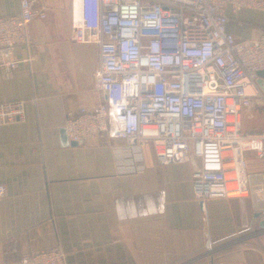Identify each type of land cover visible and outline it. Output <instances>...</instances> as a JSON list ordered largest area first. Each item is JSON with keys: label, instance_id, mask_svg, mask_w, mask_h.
<instances>
[{"label": "crops", "instance_id": "crops-1", "mask_svg": "<svg viewBox=\"0 0 264 264\" xmlns=\"http://www.w3.org/2000/svg\"><path fill=\"white\" fill-rule=\"evenodd\" d=\"M35 1L47 18L30 26L17 47L22 63L12 79L0 74V104L26 103L24 123L0 127V183L7 188L0 202V264H21L26 254L45 249H61L67 264H264V233L257 234L264 216L254 218L264 205L252 197L197 201L199 159L161 167L145 147L136 163L144 169L121 173L111 147L63 145L67 114L103 101L92 89L99 47L71 42V0ZM20 3L0 0V18L19 15ZM226 13L235 38L264 35V12ZM257 84L264 96L259 74ZM247 172L251 183L261 182L264 163Z\"/></svg>", "mask_w": 264, "mask_h": 264}, {"label": "built area", "instance_id": "built-area-1", "mask_svg": "<svg viewBox=\"0 0 264 264\" xmlns=\"http://www.w3.org/2000/svg\"><path fill=\"white\" fill-rule=\"evenodd\" d=\"M20 7L19 15L0 18L3 81L21 64L15 51L27 41L30 26L47 18L38 1L21 0ZM71 7V42L99 47L92 89L103 101L67 114L69 143L111 147L121 173L144 169L136 163L143 161L145 147L153 148L161 167L197 158V201L252 197L264 205V173L261 182L251 183L244 156L253 151L264 163V132L244 136L241 122L264 97L257 84L264 72V35L235 38L226 13L264 12V0H71ZM25 120L24 101L0 104V127ZM115 141L126 148L112 146ZM6 197L0 183V202ZM225 250L208 255L213 259ZM21 264H67V255L39 250Z\"/></svg>", "mask_w": 264, "mask_h": 264}, {"label": "rangeland", "instance_id": "rangeland-1", "mask_svg": "<svg viewBox=\"0 0 264 264\" xmlns=\"http://www.w3.org/2000/svg\"><path fill=\"white\" fill-rule=\"evenodd\" d=\"M259 101L261 102L260 104L258 103L259 106L257 105L258 108L256 109V112H252L255 108L254 107L251 112H244L241 117L242 131L244 136H246L245 134H247L248 132H264V105L262 104L264 102V97ZM244 156L248 165V170H256L257 167L261 166L262 162L257 159L255 152H245Z\"/></svg>", "mask_w": 264, "mask_h": 264}, {"label": "water", "instance_id": "water-1", "mask_svg": "<svg viewBox=\"0 0 264 264\" xmlns=\"http://www.w3.org/2000/svg\"><path fill=\"white\" fill-rule=\"evenodd\" d=\"M259 76L264 77V72L259 73ZM62 143L65 146L78 147V145L75 143H69L65 129H63L62 131ZM262 216H264V214H256L254 218L256 220H259L262 218ZM259 227H260V230H259L260 233H257V234H263L264 233V220L259 223Z\"/></svg>", "mask_w": 264, "mask_h": 264}, {"label": "bare ground", "instance_id": "bare-ground-1", "mask_svg": "<svg viewBox=\"0 0 264 264\" xmlns=\"http://www.w3.org/2000/svg\"><path fill=\"white\" fill-rule=\"evenodd\" d=\"M244 146H249V147H253V146H255V144H252V143H247V144H244Z\"/></svg>", "mask_w": 264, "mask_h": 264}]
</instances>
